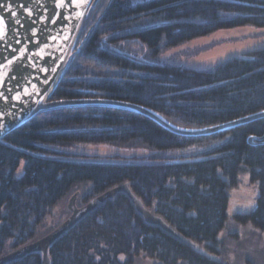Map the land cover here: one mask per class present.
Instances as JSON below:
<instances>
[{"label":"trees","instance_id":"obj_1","mask_svg":"<svg viewBox=\"0 0 264 264\" xmlns=\"http://www.w3.org/2000/svg\"><path fill=\"white\" fill-rule=\"evenodd\" d=\"M108 1L88 10L51 100L132 102L183 128L264 109V48L203 70L156 62L169 48L220 29L264 27V0ZM135 41L144 47L142 57L129 47ZM251 135H264V118L208 136H179L145 116L109 107L37 114L0 140V256L63 222L70 197L81 207L126 184L175 234L147 223L131 198L117 192L50 245V264H135L140 256L151 264H242L229 257L224 236L230 224L264 234V144L249 143ZM81 144L149 154L58 149ZM188 149L199 151L166 155ZM243 176L257 194L251 204L237 206L231 192ZM7 264H42V255Z\"/></svg>","mask_w":264,"mask_h":264},{"label":"water","instance_id":"obj_2","mask_svg":"<svg viewBox=\"0 0 264 264\" xmlns=\"http://www.w3.org/2000/svg\"><path fill=\"white\" fill-rule=\"evenodd\" d=\"M97 0H87L82 6L78 8L68 9L75 16V12L80 11L83 15L76 17L71 21H64L58 19L56 25L45 24L52 29L50 35L55 36V40H50L47 38L41 39V25H33L32 19L39 21L41 16L45 15V9L48 10L50 15H55V0H0V4L8 5L9 3L13 5L12 11L17 13V17L13 18L10 12H5L3 7H0V16L6 18L9 32L12 33L13 29H16L20 33L21 44L17 45L13 41V47L19 51L22 47H27L28 53L22 57L18 65H14V71L19 73L22 69L21 65L27 63V57L31 53H36L33 58V63L37 64V67H28L26 69V75L31 77L32 84L27 86V90L32 93L31 96H22L20 101L8 99L7 102L0 100V110L5 113L10 112L11 115H4L2 121L4 127L0 128V140L4 138L8 133L17 129L30 119H32L37 114L42 112L72 108V107H83V106H96V107H109L114 109L127 110L145 116L165 130L179 135V136H208L214 133L224 132L232 130L236 127L243 126L247 123H251L255 120L264 118V109L248 114L243 117H239L233 120H229L224 123L216 124L213 126H207L202 128H183L166 120L163 116L157 112L142 106L140 104L111 99V98H74V99H59L51 100L50 97L58 85L60 78L65 70L70 57L71 49L78 36L83 21L87 15L90 8L94 6ZM23 4L24 7L33 9V17L29 18L27 12H25L20 5ZM63 14H67L63 12ZM19 19L24 25L20 28L19 25L15 23V20ZM33 27L37 28V33L35 37H31V30ZM59 33V35H58ZM88 34V32H87ZM86 34V35H87ZM31 37L32 40H37V43L26 42L25 37ZM67 37V39H64ZM86 37V36H85ZM47 45V46H44ZM16 53L9 52L8 55L11 57ZM61 57L63 59H61ZM52 61H55L53 63ZM55 67L56 71L52 72L51 68ZM41 68H47L48 71H41ZM6 70V69H5ZM47 80L45 84L43 81ZM10 86L14 89L12 93H6L11 97L17 91H21L20 88L16 87V82L13 81ZM50 89V91H49ZM15 105V107H13ZM248 142L251 144H264V135L262 136H249ZM117 192L126 193L134 203L137 211L144 217L145 221L149 224H154L160 226L163 230L170 234H175L172 229H170L159 217L153 215L148 210H146L141 202L129 191L126 184L116 186L111 188L99 196L91 199L85 205L78 207L75 204V196L70 197L68 202V209L70 210V215L56 226L53 230L45 234L44 236L38 238L37 240L19 247L13 251H10L2 256H0V264H7L9 262L18 260L25 256L26 254L32 252H38L42 255V264H50L48 257V248L50 245L62 236L65 232L70 230V228L87 212L92 210L97 203L103 202L107 198L113 197Z\"/></svg>","mask_w":264,"mask_h":264},{"label":"rangeland","instance_id":"obj_3","mask_svg":"<svg viewBox=\"0 0 264 264\" xmlns=\"http://www.w3.org/2000/svg\"><path fill=\"white\" fill-rule=\"evenodd\" d=\"M129 47L139 57H142L144 47L141 43L135 41L130 43ZM261 48H264V27L246 25L220 29L211 34L192 39L189 42L173 46L160 53L156 62L203 70L209 69L229 57L244 56L247 52ZM58 149L68 153L100 156H144L149 154L146 150H127L110 145L93 144H81ZM197 151L199 150H178L169 152L166 155L179 156L196 153ZM256 194L255 187L248 182L247 176H243L239 185L231 192V200L233 204L243 206L251 201ZM225 234L226 236L224 237L227 238L225 246H228L229 250H231L229 257L233 261H236L237 258L242 264H246V260H252L257 263L264 262V234L254 230L251 226L240 227L235 224H230ZM135 262V264H151L149 260L141 256Z\"/></svg>","mask_w":264,"mask_h":264},{"label":"snow or ice","instance_id":"obj_4","mask_svg":"<svg viewBox=\"0 0 264 264\" xmlns=\"http://www.w3.org/2000/svg\"><path fill=\"white\" fill-rule=\"evenodd\" d=\"M87 0H55V15H50L48 13V10L45 9V15L41 16L39 21L36 19H32V24L33 25H41V39L47 38L50 40H55V36H51L50 33L52 31L51 28H49L46 24L45 21L48 22V24L51 25H56L58 19H62L64 21H71L75 19L76 17H79L83 15L82 12L77 11L75 12V16L72 15L68 9L71 8H78L82 6L84 3H86ZM0 7L4 8L5 12H10L11 16L13 18L17 17V13L12 11L13 5L10 3L8 5H3L0 4ZM20 7L27 12V15L29 18L33 17V9L26 8L24 7L23 4L20 5ZM63 12H66L67 14H63ZM15 23L20 26V28H23L24 25L21 23L19 19L15 20ZM37 33V28L33 27L31 30V37H35ZM59 35V33H58ZM31 37H25L26 42H31V43H37V40H32ZM64 39H67V37H64ZM13 41L15 44L19 45L21 44L20 40V33L18 30L13 29L12 33L9 32L8 24L6 21V18L3 16H0V100H4L5 102L8 101L9 98L20 101L22 99V96H31L32 93H30L27 90V86L31 85L32 87H36L34 84H32V80L30 76L26 75V69L30 66L32 68L37 67L36 63H33V58L36 55V53H31L27 57V63L24 65H21L22 71L19 73L14 71L13 66L18 65L19 62L21 61L22 57L25 56L26 53H28L27 47H22L19 51L15 47H13ZM47 46V45H44ZM13 52L16 53L15 55H12L9 57L8 53ZM61 59H63L61 57ZM55 63V61H52ZM6 69V70H5ZM41 71H48L47 68H41ZM52 72L56 71L55 67L51 68ZM15 81L16 82V87L20 88L21 91L15 92L14 95L9 97L6 93H12L14 89L10 86V84ZM45 84L48 82L47 80L43 81ZM50 91V89H49ZM15 107V105H13ZM11 115L12 113L7 112L5 113L4 111L0 110V128H3L5 125L2 121V118L4 115ZM251 204V202H249ZM123 259V257L121 258Z\"/></svg>","mask_w":264,"mask_h":264},{"label":"flooded vegetation","instance_id":"obj_5","mask_svg":"<svg viewBox=\"0 0 264 264\" xmlns=\"http://www.w3.org/2000/svg\"><path fill=\"white\" fill-rule=\"evenodd\" d=\"M98 1H99V0H97L95 4H97ZM109 3H110V0L108 1V4H109ZM95 4H94V6H95ZM108 4H107V6H108ZM94 6H93V7H94ZM99 17H100V16H99ZM99 17H98V18H99ZM98 18H97V20H98Z\"/></svg>","mask_w":264,"mask_h":264}]
</instances>
